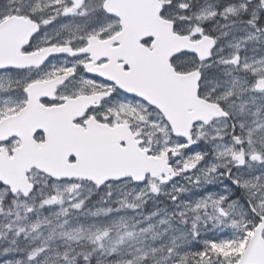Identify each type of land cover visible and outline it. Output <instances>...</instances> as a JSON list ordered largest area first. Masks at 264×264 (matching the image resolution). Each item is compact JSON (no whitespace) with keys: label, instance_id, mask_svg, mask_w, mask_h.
Listing matches in <instances>:
<instances>
[{"label":"snow or ice","instance_id":"1","mask_svg":"<svg viewBox=\"0 0 264 264\" xmlns=\"http://www.w3.org/2000/svg\"><path fill=\"white\" fill-rule=\"evenodd\" d=\"M0 264H264V0H0Z\"/></svg>","mask_w":264,"mask_h":264}]
</instances>
